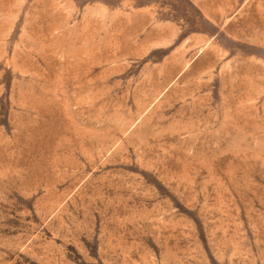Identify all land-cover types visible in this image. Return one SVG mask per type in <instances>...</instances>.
Segmentation results:
<instances>
[{
    "label": "rangeland",
    "instance_id": "374dc122",
    "mask_svg": "<svg viewBox=\"0 0 264 264\" xmlns=\"http://www.w3.org/2000/svg\"><path fill=\"white\" fill-rule=\"evenodd\" d=\"M0 264H264V0H0Z\"/></svg>",
    "mask_w": 264,
    "mask_h": 264
}]
</instances>
